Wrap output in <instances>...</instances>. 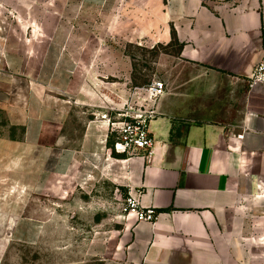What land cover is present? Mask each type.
<instances>
[{
    "label": "crops",
    "instance_id": "obj_1",
    "mask_svg": "<svg viewBox=\"0 0 264 264\" xmlns=\"http://www.w3.org/2000/svg\"><path fill=\"white\" fill-rule=\"evenodd\" d=\"M173 40L181 48L150 122L152 161L114 154L102 114L139 85L122 43ZM261 61L264 0H0L10 242L43 243L66 258L57 264H264V84L249 86ZM238 99L236 119L214 120ZM77 175L88 190L63 183ZM129 187L155 222L123 213Z\"/></svg>",
    "mask_w": 264,
    "mask_h": 264
},
{
    "label": "built area",
    "instance_id": "obj_2",
    "mask_svg": "<svg viewBox=\"0 0 264 264\" xmlns=\"http://www.w3.org/2000/svg\"><path fill=\"white\" fill-rule=\"evenodd\" d=\"M264 84V62L254 66L250 74V89ZM167 85L161 79H153L143 85H134L124 105L111 106L102 114L111 131L116 133L114 151L127 156L139 155L151 162L154 156L155 140L150 131V122L158 115V102L166 93ZM142 191L129 187L122 204L125 215H134L137 221L155 222L158 212L141 203Z\"/></svg>",
    "mask_w": 264,
    "mask_h": 264
},
{
    "label": "rangeland",
    "instance_id": "obj_3",
    "mask_svg": "<svg viewBox=\"0 0 264 264\" xmlns=\"http://www.w3.org/2000/svg\"><path fill=\"white\" fill-rule=\"evenodd\" d=\"M79 37L100 40L105 43L109 40L106 32L102 31L97 33L94 31H81L79 32ZM122 44L125 53L131 58L132 84L139 85L146 84L153 79L164 80L165 77L169 76L175 65L174 60L180 48L179 43L175 41H171L167 44H155L148 41ZM101 53L103 54L104 51H101ZM102 67V71L108 70L109 68L106 64H103ZM226 98L227 97H222L224 100H226ZM239 102L240 99L237 100L230 111L224 110L226 106L222 103L223 106L220 107L222 109L215 112V116L217 117L214 120H224L226 115L236 119L239 115ZM111 148L115 154L113 146H111ZM81 178L82 176L77 175L72 180H64L63 183L69 185L74 182L78 184L80 188L86 190L88 188L87 180ZM104 188L105 190L107 189L106 185ZM11 226V223H0V259L2 256L4 257L3 264H57L59 261L66 259L57 253H51L43 243L34 247L11 243L9 240ZM86 264L101 263L89 260Z\"/></svg>",
    "mask_w": 264,
    "mask_h": 264
},
{
    "label": "water",
    "instance_id": "obj_4",
    "mask_svg": "<svg viewBox=\"0 0 264 264\" xmlns=\"http://www.w3.org/2000/svg\"><path fill=\"white\" fill-rule=\"evenodd\" d=\"M234 133L235 134H242L243 130L241 128H237V129H235Z\"/></svg>",
    "mask_w": 264,
    "mask_h": 264
},
{
    "label": "trees",
    "instance_id": "obj_5",
    "mask_svg": "<svg viewBox=\"0 0 264 264\" xmlns=\"http://www.w3.org/2000/svg\"><path fill=\"white\" fill-rule=\"evenodd\" d=\"M173 41L177 42V40H173ZM179 47L181 48V45H179ZM110 143H111V140L109 139V145H110Z\"/></svg>",
    "mask_w": 264,
    "mask_h": 264
}]
</instances>
